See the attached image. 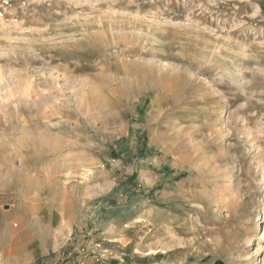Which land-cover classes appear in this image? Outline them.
Segmentation results:
<instances>
[{
    "label": "rangeland",
    "instance_id": "1",
    "mask_svg": "<svg viewBox=\"0 0 264 264\" xmlns=\"http://www.w3.org/2000/svg\"><path fill=\"white\" fill-rule=\"evenodd\" d=\"M3 111L0 264H264V0H0Z\"/></svg>",
    "mask_w": 264,
    "mask_h": 264
},
{
    "label": "bare ground",
    "instance_id": "2",
    "mask_svg": "<svg viewBox=\"0 0 264 264\" xmlns=\"http://www.w3.org/2000/svg\"><path fill=\"white\" fill-rule=\"evenodd\" d=\"M132 56V55H131ZM130 56V57H131ZM54 57V56H53ZM53 57L51 56V59H53ZM125 58H127V57H125ZM124 59V58H123ZM121 60V59H120ZM122 61V60H121ZM125 62H126V60H125ZM124 61L123 62H121L122 63V65H123V69H124V72L126 73V74H128V72H129V70H128V66L130 65H128L127 66V64L125 63ZM67 66V65H66ZM67 67H58L57 68V70L58 69H64V71H66L67 69H66ZM176 68V67H175ZM171 70V69H170ZM183 72V71H182ZM131 73V72H130ZM178 74V73H177ZM182 75V74H181ZM187 75V74H186ZM171 76V75H170ZM169 80L172 82L173 81V77H170L169 78ZM172 84V83H171ZM169 86H170V84H169ZM114 90V89H113ZM165 92H170V91H174L172 88L171 89H169V87L168 88H166L165 90H164ZM113 92V91H112ZM164 92V93H165ZM215 92V91H214ZM163 94V93H162ZM214 94V93H213ZM212 94V95H213ZM170 95V94H169ZM210 96V95H209ZM213 102L215 103V101L213 100ZM212 103V102H211ZM213 104V103H212ZM212 104H210V105H212ZM216 104V103H215ZM23 105H17V109H16V111L14 112V118H16V119H14V120H17L18 121V123L22 126L21 128H23V129H25V131H26V129H27V127H26V125L28 124V122H29V117L25 114V111L27 110L26 109V107L24 106V107H22ZM223 107H224V103L222 104V109L221 110H219L218 111V113H222L223 112ZM41 109V111H42V108H40ZM28 111V110H27ZM8 114V115H7ZM46 115H47V117H46ZM52 115H54V113H45V114H43V116L42 115H37L36 117H35V119L37 120V123L38 124H41V123H45V121H46V119L48 120V119H52L54 116H52ZM13 117V113L11 114V113H8V111L6 112V111H3L2 113H0V123L4 120V119H8L9 117ZM46 118V119H45ZM236 119V118H235ZM31 120V119H30ZM2 126L4 125V124H1ZM20 127V126H19ZM215 127V126H214ZM217 128V127H216ZM46 132H47V130H45ZM223 133V132H222ZM226 133V132H225ZM195 148V147H194ZM195 151V150H194ZM209 167V166H208ZM260 216H261V218L264 216V211L262 212V214L260 213ZM262 239H264V236H262V237H260L259 238V240H262Z\"/></svg>",
    "mask_w": 264,
    "mask_h": 264
}]
</instances>
